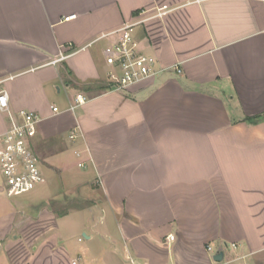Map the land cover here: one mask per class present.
<instances>
[{"label":"crops","instance_id":"0c3cea01","mask_svg":"<svg viewBox=\"0 0 264 264\" xmlns=\"http://www.w3.org/2000/svg\"><path fill=\"white\" fill-rule=\"evenodd\" d=\"M146 17L181 74L109 90L104 36ZM0 91L44 177L0 183V264H264V0H0Z\"/></svg>","mask_w":264,"mask_h":264},{"label":"built area","instance_id":"2783aa9c","mask_svg":"<svg viewBox=\"0 0 264 264\" xmlns=\"http://www.w3.org/2000/svg\"><path fill=\"white\" fill-rule=\"evenodd\" d=\"M145 14L146 11H142L140 17ZM163 15L164 13L159 12L155 17ZM71 18L73 17L66 20ZM148 19L150 17L125 23L104 36L116 37L115 41L108 45L104 51L106 64L110 68L107 80L109 90L124 92L133 84L169 70L178 75L181 74L179 66L159 68L156 57L144 53L140 48L135 37L136 28L143 25ZM61 58L63 59L65 56ZM86 101L87 99L83 94H78L75 98L76 106L71 109L84 105ZM0 111L6 114L9 119L7 130L0 135L2 192L9 198H16L31 193L44 182L40 162L32 144L33 139L38 134L42 119L33 111H12L5 91H0ZM53 112L58 113V108L53 107ZM75 138V133L70 135V139L75 140ZM208 249L212 251V247ZM79 262L80 260L73 264H79Z\"/></svg>","mask_w":264,"mask_h":264},{"label":"water","instance_id":"95a60500","mask_svg":"<svg viewBox=\"0 0 264 264\" xmlns=\"http://www.w3.org/2000/svg\"><path fill=\"white\" fill-rule=\"evenodd\" d=\"M223 259H224V254L222 251L217 253V255L214 257V261L218 263L222 262Z\"/></svg>","mask_w":264,"mask_h":264},{"label":"trees","instance_id":"16d2710c","mask_svg":"<svg viewBox=\"0 0 264 264\" xmlns=\"http://www.w3.org/2000/svg\"><path fill=\"white\" fill-rule=\"evenodd\" d=\"M101 88V87H100ZM104 89V88H103ZM91 90V89H89ZM93 90V89H92ZM262 119V117H257V118H252V119H247L250 123L252 124H256L258 122H260V120Z\"/></svg>","mask_w":264,"mask_h":264},{"label":"rangeland","instance_id":"374dc122","mask_svg":"<svg viewBox=\"0 0 264 264\" xmlns=\"http://www.w3.org/2000/svg\"><path fill=\"white\" fill-rule=\"evenodd\" d=\"M96 45H97L96 47H93V48H91V49L95 50L99 45H101V43H98V44H96ZM226 100H227V99H226ZM40 168H42V166H40ZM0 177H1V175H0ZM0 183H2V177H1ZM39 186H40V185H39ZM39 186H38V187H39ZM38 187H37V188H38ZM37 188H36V189H37ZM36 189H35V190H36ZM35 190H33L32 192H34ZM32 192H31V193H32ZM27 195H29V194H27ZM14 199H16V198H14Z\"/></svg>","mask_w":264,"mask_h":264}]
</instances>
